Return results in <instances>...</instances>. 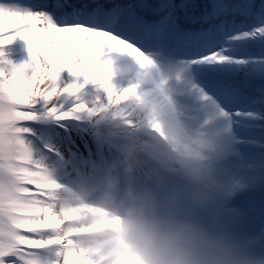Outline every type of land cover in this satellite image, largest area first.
<instances>
[{
    "label": "snow or ice",
    "instance_id": "snow-or-ice-1",
    "mask_svg": "<svg viewBox=\"0 0 264 264\" xmlns=\"http://www.w3.org/2000/svg\"><path fill=\"white\" fill-rule=\"evenodd\" d=\"M195 7L0 0V264H34L66 243L54 236L59 218L29 141L39 142V121L67 119L89 90L110 92L115 61L151 66L159 57L182 66L196 109L227 132L232 169L248 184L264 178V0H211L190 14ZM18 39L27 53L20 63L7 47ZM63 264L80 262L69 252Z\"/></svg>",
    "mask_w": 264,
    "mask_h": 264
},
{
    "label": "clouds",
    "instance_id": "clouds-1",
    "mask_svg": "<svg viewBox=\"0 0 264 264\" xmlns=\"http://www.w3.org/2000/svg\"><path fill=\"white\" fill-rule=\"evenodd\" d=\"M109 68L110 92L89 90L67 119L39 121L75 125L88 151L29 141L66 242L34 264L69 252L80 264H264V229L232 204L249 184L230 165L226 130L189 98L187 71L159 57Z\"/></svg>",
    "mask_w": 264,
    "mask_h": 264
},
{
    "label": "bare ground",
    "instance_id": "bare-ground-1",
    "mask_svg": "<svg viewBox=\"0 0 264 264\" xmlns=\"http://www.w3.org/2000/svg\"><path fill=\"white\" fill-rule=\"evenodd\" d=\"M48 1V2H47ZM151 1V0H149ZM157 1V0H156ZM156 1H152V3H155ZM33 2H38V0H33ZM43 2L51 3V0H44ZM75 2V0H73ZM176 3L186 2L192 5H196L197 7L191 8L194 11V14H198L200 11L203 10L204 6L211 2V0H175ZM232 3H239L240 0H230ZM259 2V0H257ZM190 9V10H191ZM8 47V55L10 58L14 60L16 63L23 62L24 59L27 58L26 53V42L18 39L17 41L10 44ZM250 46V50H251ZM256 50V49H255ZM71 131H66L64 128L59 127L55 124L50 123H37L35 125V131L37 133V139L39 141V137L42 136H51L56 138L57 140H60L61 142L69 143L71 144L73 141H75L76 144L80 145L81 151L86 152L89 149L86 148L84 143V134L81 129L77 128L75 125H71ZM264 186V178L249 183V186L243 190H241L239 193H237L238 196L245 197V193H248L249 191L253 189H259L260 187ZM238 210L242 211L241 208L235 206ZM249 221V219L247 220ZM264 221V219H263Z\"/></svg>",
    "mask_w": 264,
    "mask_h": 264
}]
</instances>
